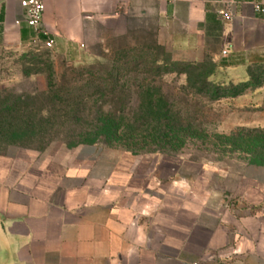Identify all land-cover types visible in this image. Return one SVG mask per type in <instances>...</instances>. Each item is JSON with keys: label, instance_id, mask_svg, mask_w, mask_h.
I'll use <instances>...</instances> for the list:
<instances>
[{"label": "crops", "instance_id": "obj_1", "mask_svg": "<svg viewBox=\"0 0 264 264\" xmlns=\"http://www.w3.org/2000/svg\"><path fill=\"white\" fill-rule=\"evenodd\" d=\"M42 1L52 50L70 61L89 29L131 9L155 16L172 61H264V0ZM20 2L0 0V53L45 42ZM137 164L101 144L58 161L0 153V264H264V168H247L228 205L204 168L142 176Z\"/></svg>", "mask_w": 264, "mask_h": 264}, {"label": "rangeland", "instance_id": "obj_2", "mask_svg": "<svg viewBox=\"0 0 264 264\" xmlns=\"http://www.w3.org/2000/svg\"><path fill=\"white\" fill-rule=\"evenodd\" d=\"M141 12L121 11L115 18L89 29L84 47L72 61L41 43L19 51H2L0 102L9 106L16 103L18 95L47 92L48 77L54 90L70 88L75 98L96 87L110 92V96L92 98L78 108L72 105L68 111L56 104V109L50 108L42 118L30 113L0 117V153L17 149L23 158L34 162L58 161L80 145H109L136 158L142 176L151 168H157L162 175L178 168L180 175L197 177L204 168L205 175L220 188L230 205L242 175L248 167L257 166H251L246 155L227 138L243 129H264V108L246 107L260 99L246 97L253 89L241 84L209 88L199 83L197 73L189 77L182 74L180 66L188 63L172 64L168 52L157 42L155 16ZM157 60L164 67L161 72L153 69ZM211 67L207 61L206 68ZM81 71L89 77L74 83L72 78ZM249 72L264 92V66L252 67ZM148 89L161 93L167 105L187 109L185 116L191 117L195 109L203 110L204 132L167 135L166 121H152L142 112L147 102L142 92Z\"/></svg>", "mask_w": 264, "mask_h": 264}, {"label": "trees", "instance_id": "obj_3", "mask_svg": "<svg viewBox=\"0 0 264 264\" xmlns=\"http://www.w3.org/2000/svg\"><path fill=\"white\" fill-rule=\"evenodd\" d=\"M23 38L25 40L24 31ZM40 39L42 41L47 40V38L44 36L40 37ZM158 61L159 60L156 61L153 69H155L157 72H161L164 67L159 65ZM207 61L212 63L210 70L206 68ZM174 63L177 62L172 61V64ZM255 66H264V61L246 62L242 60L237 61L222 58L215 62L211 60H205L202 63H188L184 65V69L182 66H180L182 70L180 72L187 77L197 73L199 75V83L201 82V84L209 88L212 86L231 88L233 85L236 86L239 84H241L244 88H252L253 91L247 93L245 96H250L251 99L258 98L260 101L257 104L251 103L250 106L246 107L248 109H260L264 108V92L259 90L261 86L253 82V76L249 72L252 67ZM166 67L167 65L165 68ZM75 75V78H72L74 83H76L79 79L84 81L86 77H89V74L84 71H81L78 73V75ZM48 80L49 89L47 92L34 93L33 96L24 94L18 95L16 103L11 106L7 105L5 102H0L2 103L0 117L4 118L5 116L11 114H15L16 117H23L30 113L42 118L45 114L51 111L50 108L55 110L56 104L60 105V109L64 108L66 111H68L67 108H73L72 105H75V107L78 108L84 101H90L92 98L103 99L110 96V92H104V89L96 87L91 93L80 92L78 97L75 98L72 96V91L70 88L62 86L59 87V89L54 90V85L51 83V77H48ZM148 82L147 80L145 81L146 84H148ZM92 84L87 86L91 87ZM115 94L120 95V93ZM144 96L147 98V102L144 104V106H142V112L150 116L152 121H166L167 125L165 127V132H167V135L176 136L177 134L185 135L187 133H192L195 135L199 134V132H204V128H202V126L206 124L203 121L206 115L203 110L195 109V111L191 113V117L185 116V113L188 112L187 109H181L175 104L167 105V100L161 93L156 92L155 89H148L147 91L142 92V98ZM27 100L28 102H25ZM24 102L27 104L23 105ZM50 103L52 107H50ZM99 111L103 113L102 107L99 108ZM227 139L228 141H232L233 145L239 148L241 152L246 155V159L249 161L251 166L264 167V129H243L240 130L237 135H233L232 138Z\"/></svg>", "mask_w": 264, "mask_h": 264}, {"label": "built area", "instance_id": "obj_4", "mask_svg": "<svg viewBox=\"0 0 264 264\" xmlns=\"http://www.w3.org/2000/svg\"><path fill=\"white\" fill-rule=\"evenodd\" d=\"M22 18L26 25L34 32L37 39L44 36L47 40L42 44L47 49H53L54 41L49 38L43 27L45 5L42 0H21ZM225 20H230L229 13H222ZM35 43H39L37 40Z\"/></svg>", "mask_w": 264, "mask_h": 264}]
</instances>
